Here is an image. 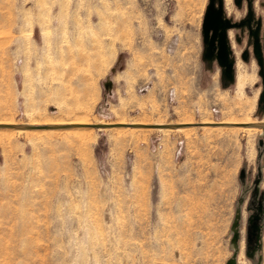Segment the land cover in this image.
<instances>
[{
  "label": "rangeland",
  "instance_id": "374dc122",
  "mask_svg": "<svg viewBox=\"0 0 264 264\" xmlns=\"http://www.w3.org/2000/svg\"><path fill=\"white\" fill-rule=\"evenodd\" d=\"M206 5L0 0V123L38 126L0 128V264H225L239 170L251 184L260 166L264 191L263 130L215 123L264 120L263 87L233 29L231 85L200 59ZM69 121L189 125L44 128ZM244 205L236 264L253 262Z\"/></svg>",
  "mask_w": 264,
  "mask_h": 264
},
{
  "label": "water",
  "instance_id": "95a60500",
  "mask_svg": "<svg viewBox=\"0 0 264 264\" xmlns=\"http://www.w3.org/2000/svg\"><path fill=\"white\" fill-rule=\"evenodd\" d=\"M242 0H233L235 4L240 7ZM247 1V12L244 15V17L238 21L232 20V16H226L225 10H224V2L223 0H207V5L204 9V12L202 14V22H201V30L200 32L202 33V41L205 46V52L204 55L206 57H214L215 60L219 63V65L222 67V73L225 74V76L228 78V80L231 82L234 80V74H233V59L229 58V46L227 45V30L229 28H237L241 27L246 23V27L248 30V42L247 44H252V54L253 58L256 60V63L258 65V75L261 77L262 80V90L260 91L259 98L257 100V106L264 111V58H263V47L264 43L261 41L264 39V29L261 30V18L260 17H255L253 15V10L251 7L252 0H246ZM216 49V52L214 53V50ZM247 50L245 49L241 53V58L247 60ZM221 124L225 125H243V126H255L260 128L261 133L259 134V139L257 141V144L259 146H262V150L264 149V144H263V138H264V120H256L254 122H247V123H222L218 122ZM215 123V124H218ZM136 126V127H156V128H161V127H170V128H175L177 126H188L189 123H160V124H155V123H132V124H126V123H121V122H94V123H74V124H48L44 128H70L74 126L78 127H96V128H103V127H117V126ZM3 127H9V128H21V129H31V128H36L38 127L37 125L33 123H2L0 124V128ZM261 155V152L259 153ZM259 176H257L253 180V188L258 191V184L260 182V166L257 168ZM244 167H242L239 170V180L241 183L244 182ZM244 191H242L243 193ZM242 194L237 198L236 200V207H235V214H234V219L232 221V224L230 226V230L232 232V237L230 239V244L233 248L232 255L227 258L225 261V264H236V254L238 251V237H239V232H238V225H239V214L241 210V202H242ZM261 198H263V192L261 194ZM260 214H262V210L260 211ZM258 238L261 236L258 234ZM256 247L252 248L250 251H248L246 248L244 249V254L245 256L253 260L252 264H261L262 263V254L258 253L255 256V253L257 250H261L262 245L261 242L257 241Z\"/></svg>",
  "mask_w": 264,
  "mask_h": 264
},
{
  "label": "flooded vegetation",
  "instance_id": "af4514ba",
  "mask_svg": "<svg viewBox=\"0 0 264 264\" xmlns=\"http://www.w3.org/2000/svg\"><path fill=\"white\" fill-rule=\"evenodd\" d=\"M244 17V16H243ZM242 18L239 19H234L232 17V20L234 21H238ZM235 31V35L234 36V40L239 43L242 39H245V42H248V30L246 27V23H244V25H242L241 27H237V28H231ZM229 31H227V45L229 46V58L233 59V74H234V65H235V58H234V53H233V49L231 46V40H229ZM201 57L200 59L204 62L205 66L212 68L213 66H217L218 67V83L220 84V86L222 87H227L229 85H231V83L234 82L233 81H229L228 78L225 76V74L222 73V67L219 65V63L217 62V60H215L214 57L210 56V57H206L204 55L205 52V46L204 43L202 41V33H201ZM252 47V44H251ZM245 49L247 50V55H248V47H245ZM244 49V50H245ZM243 50V51H244ZM242 51V52H243ZM216 52V49L214 50V53ZM234 78H235V74H234ZM258 168V167H257ZM259 176L258 170L256 169V173L254 176V179ZM260 177H261V173H260ZM253 179V180H254ZM242 184V188L244 191L242 193V202L240 207H242L243 202L245 203L244 208H245V225H244V231H245V240H244V246L245 248L250 251L252 248L256 247V243L257 241L261 242L262 238V233H263V228H264V191H257L255 190V188H253V183H241ZM263 192V198H261V194ZM262 210V214H260V211ZM260 235L261 237L258 238L257 235ZM260 253V249L256 251L255 256Z\"/></svg>",
  "mask_w": 264,
  "mask_h": 264
},
{
  "label": "bare ground",
  "instance_id": "6f19581e",
  "mask_svg": "<svg viewBox=\"0 0 264 264\" xmlns=\"http://www.w3.org/2000/svg\"><path fill=\"white\" fill-rule=\"evenodd\" d=\"M223 2L225 3V0H223ZM224 9H225V5H224ZM228 30H230L231 31V28H229ZM227 30V31H228ZM230 31H229V33H230ZM229 40H230V38H229ZM232 46V45H231ZM109 60V59H108ZM38 62V61H37ZM234 79H236V77L234 78ZM239 80V79H238ZM247 122H250V121H241V122H237V123H247ZM3 123V122H2ZM2 123H0V124H2ZM6 123V122H5ZM74 123H80V122H74V121H69L68 123H64V124H74ZM84 123V122H83ZM113 123V122H112ZM114 123H116V122H114ZM216 123H218V122H216ZM222 123H235L234 121L232 122H228V121H226V122H222ZM61 124V123H60ZM85 124H89V123H85ZM126 124H132V123H126ZM143 124V123H142ZM155 124H160V123H155ZM218 125H221V126H224V127H227V126H230L231 128L232 127H235V128H241L242 129V127L243 128H245V129H248V130H251V129H255V126H250V125H247V126H243V125H235V124H232V125H225V124H221V123H218ZM124 127H126V126H124ZM131 127V126H130ZM132 127H135V128H140V127H136V126H132ZM146 127H149V126H146ZM145 128V127H144ZM150 128H154V127H150ZM161 128H170V127H161ZM175 128H180V129H178V130H182L181 128H183L184 129V126H177V127H175ZM167 130V129H166ZM18 131V130H17ZM239 246V245H238ZM238 250H239V248H238ZM240 251V250H239ZM236 258H237V255H236ZM262 259H263V255H262Z\"/></svg>",
  "mask_w": 264,
  "mask_h": 264
},
{
  "label": "trees",
  "instance_id": "16d2710c",
  "mask_svg": "<svg viewBox=\"0 0 264 264\" xmlns=\"http://www.w3.org/2000/svg\"><path fill=\"white\" fill-rule=\"evenodd\" d=\"M262 147H263V145L262 146H259V152L261 151Z\"/></svg>",
  "mask_w": 264,
  "mask_h": 264
}]
</instances>
